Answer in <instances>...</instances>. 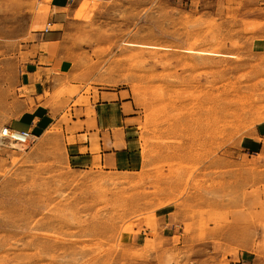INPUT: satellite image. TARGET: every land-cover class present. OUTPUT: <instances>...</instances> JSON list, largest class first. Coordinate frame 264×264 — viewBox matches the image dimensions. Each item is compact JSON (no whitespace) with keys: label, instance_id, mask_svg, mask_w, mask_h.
<instances>
[{"label":"rangeland","instance_id":"374dc122","mask_svg":"<svg viewBox=\"0 0 264 264\" xmlns=\"http://www.w3.org/2000/svg\"><path fill=\"white\" fill-rule=\"evenodd\" d=\"M78 2L44 98L76 106L94 88L128 90L139 164L71 168L58 126L22 150L0 145V264H129L144 231L163 236L147 247L164 264H264V147L243 151L264 123V6ZM36 8L0 0V130L44 99L19 89Z\"/></svg>","mask_w":264,"mask_h":264},{"label":"crops","instance_id":"0c3cea01","mask_svg":"<svg viewBox=\"0 0 264 264\" xmlns=\"http://www.w3.org/2000/svg\"><path fill=\"white\" fill-rule=\"evenodd\" d=\"M259 2L264 6V0ZM78 5V0H37L29 36L31 46L37 50L36 60L27 65L28 70L22 73L19 86L20 90H37L29 95L32 100L44 98V84L49 82L48 71L54 69L58 73L61 70L57 59L58 45L62 44L66 26L74 19ZM47 27L48 31L45 32ZM38 70L42 75L39 82ZM84 98L86 101L76 106L74 102L77 98L72 100L73 102L67 101L66 98H44L33 108L13 119L7 127L14 131H29L39 138L51 127L58 126L66 140V163L74 169L117 172L137 167L140 152L136 135L142 119L138 105L129 91L94 88L88 97ZM243 144V151L248 154L262 149L264 123L258 124ZM170 215L165 209L160 218L166 222ZM168 227L169 225H165L164 229ZM141 234L146 237L142 238ZM141 234L133 239L141 254L134 257L129 264H164L166 259L163 250L153 251L147 247V241L159 240L163 236L159 233L154 237L150 231ZM167 239H173V236Z\"/></svg>","mask_w":264,"mask_h":264},{"label":"built area","instance_id":"2783aa9c","mask_svg":"<svg viewBox=\"0 0 264 264\" xmlns=\"http://www.w3.org/2000/svg\"><path fill=\"white\" fill-rule=\"evenodd\" d=\"M48 31V27L45 32ZM0 139L3 144L14 145L20 148H27L32 145L37 138L29 131H14L9 127L0 130Z\"/></svg>","mask_w":264,"mask_h":264},{"label":"bare ground","instance_id":"6f19581e","mask_svg":"<svg viewBox=\"0 0 264 264\" xmlns=\"http://www.w3.org/2000/svg\"><path fill=\"white\" fill-rule=\"evenodd\" d=\"M203 54V53H202ZM205 54H210V53H205ZM3 144V142H2V140L0 139V145H2ZM8 145V144H7ZM11 147H17V146H14V145H10ZM18 148H20V147H18ZM20 150H22V148H20Z\"/></svg>","mask_w":264,"mask_h":264}]
</instances>
